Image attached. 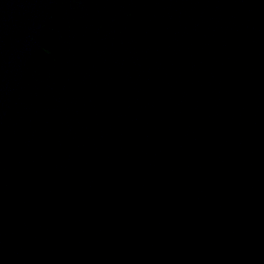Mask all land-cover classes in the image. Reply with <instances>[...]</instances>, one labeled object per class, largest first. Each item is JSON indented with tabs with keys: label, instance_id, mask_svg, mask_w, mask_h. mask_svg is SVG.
I'll use <instances>...</instances> for the list:
<instances>
[{
	"label": "water",
	"instance_id": "obj_1",
	"mask_svg": "<svg viewBox=\"0 0 264 264\" xmlns=\"http://www.w3.org/2000/svg\"><path fill=\"white\" fill-rule=\"evenodd\" d=\"M0 264H264V0H0Z\"/></svg>",
	"mask_w": 264,
	"mask_h": 264
}]
</instances>
